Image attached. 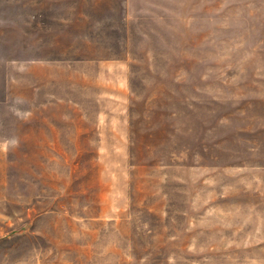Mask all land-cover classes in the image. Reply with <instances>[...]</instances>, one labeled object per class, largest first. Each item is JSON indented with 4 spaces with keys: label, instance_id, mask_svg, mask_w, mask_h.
Returning a JSON list of instances; mask_svg holds the SVG:
<instances>
[{
    "label": "rangeland",
    "instance_id": "374dc122",
    "mask_svg": "<svg viewBox=\"0 0 264 264\" xmlns=\"http://www.w3.org/2000/svg\"><path fill=\"white\" fill-rule=\"evenodd\" d=\"M0 264H264V0H0Z\"/></svg>",
    "mask_w": 264,
    "mask_h": 264
}]
</instances>
